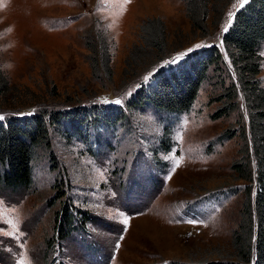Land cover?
<instances>
[{"label": "rangeland", "instance_id": "1", "mask_svg": "<svg viewBox=\"0 0 264 264\" xmlns=\"http://www.w3.org/2000/svg\"><path fill=\"white\" fill-rule=\"evenodd\" d=\"M205 1L207 15L196 28L184 0H0V119L67 115L49 130L47 146L35 148L29 186L0 185V264L228 258L246 183L230 170L242 142L219 136L245 116L240 108L210 116L220 107L215 99L229 64L223 59L221 74L208 72L185 114L128 106L138 84L153 88L152 74L167 67L157 60L126 65L141 22H162L171 66L211 43L221 48L238 0ZM102 49L110 74L101 69ZM259 54L264 84V41ZM132 69L139 75L130 80ZM113 117L117 123L108 125Z\"/></svg>", "mask_w": 264, "mask_h": 264}, {"label": "trees", "instance_id": "2", "mask_svg": "<svg viewBox=\"0 0 264 264\" xmlns=\"http://www.w3.org/2000/svg\"><path fill=\"white\" fill-rule=\"evenodd\" d=\"M184 2L185 15L191 26L197 28L205 21L206 1ZM190 6L202 9L198 20ZM218 40L221 48L211 43L171 66L166 59L162 22L156 18L141 22L138 43L129 50L126 65L148 67L157 60L156 64L163 61L167 67L152 74L155 75L153 88L138 84L128 106L138 109L147 105L169 115L185 114L208 72L218 70L221 74L226 60L231 73L229 77H221L227 85L215 99L220 107L210 119L227 117L239 108L243 119L245 116L240 126L224 130L219 136V141L237 137L242 142L241 156L230 165V170L235 180L246 183L244 203L231 237L232 251L228 258L200 264H264V84L258 77L262 65L259 47L264 41V0H248L242 7L238 6ZM104 51H101V69L110 74ZM125 72L124 68L122 73ZM139 72L132 69L128 79L137 77ZM4 93L5 85H0V97ZM66 116L44 112L28 118L0 119V185L9 189L29 186L35 148L47 146L49 130H58ZM106 120L108 125L117 123L114 117Z\"/></svg>", "mask_w": 264, "mask_h": 264}, {"label": "snow or ice", "instance_id": "3", "mask_svg": "<svg viewBox=\"0 0 264 264\" xmlns=\"http://www.w3.org/2000/svg\"><path fill=\"white\" fill-rule=\"evenodd\" d=\"M131 2V0H124V3L125 4H127V3H130ZM248 2V0H238V6L239 7H242L244 4H246ZM0 6H2V5H0ZM231 18V17H230ZM225 30H227V29H225ZM9 31H10V29H9ZM202 45H197L196 47L198 48V47H201ZM146 79H147V77H146ZM116 103H119V101H116ZM177 166H178V162H177ZM124 223L125 224H127V220H125L124 221Z\"/></svg>", "mask_w": 264, "mask_h": 264}, {"label": "clouds", "instance_id": "4", "mask_svg": "<svg viewBox=\"0 0 264 264\" xmlns=\"http://www.w3.org/2000/svg\"><path fill=\"white\" fill-rule=\"evenodd\" d=\"M9 2H10V0H9ZM0 10H3V7H0ZM4 67L10 69V68H12L13 66H12V64L8 63V64H5Z\"/></svg>", "mask_w": 264, "mask_h": 264}]
</instances>
